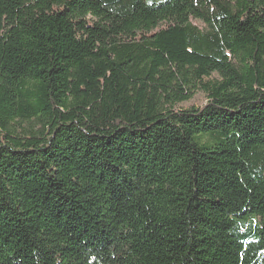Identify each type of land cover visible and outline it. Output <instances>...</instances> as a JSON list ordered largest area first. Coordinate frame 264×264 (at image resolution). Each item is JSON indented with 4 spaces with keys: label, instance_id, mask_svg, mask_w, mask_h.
Returning a JSON list of instances; mask_svg holds the SVG:
<instances>
[{
    "label": "trees",
    "instance_id": "obj_1",
    "mask_svg": "<svg viewBox=\"0 0 264 264\" xmlns=\"http://www.w3.org/2000/svg\"><path fill=\"white\" fill-rule=\"evenodd\" d=\"M0 264H264V0H0Z\"/></svg>",
    "mask_w": 264,
    "mask_h": 264
},
{
    "label": "rangeland",
    "instance_id": "obj_2",
    "mask_svg": "<svg viewBox=\"0 0 264 264\" xmlns=\"http://www.w3.org/2000/svg\"><path fill=\"white\" fill-rule=\"evenodd\" d=\"M197 24L201 27H204V24L200 21H197ZM167 24H162L161 27H166ZM207 103V96L202 91H198L194 98L186 103L180 104L178 107L182 109H189L191 107H202Z\"/></svg>",
    "mask_w": 264,
    "mask_h": 264
}]
</instances>
